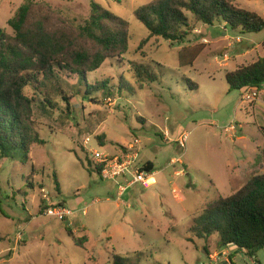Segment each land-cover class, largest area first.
<instances>
[{"label": "rangeland", "instance_id": "obj_1", "mask_svg": "<svg viewBox=\"0 0 264 264\" xmlns=\"http://www.w3.org/2000/svg\"><path fill=\"white\" fill-rule=\"evenodd\" d=\"M25 1L0 0V29L13 34L9 20ZM36 1L55 9V25L65 27L85 24L92 5H100L129 23L130 38L125 55L107 59L83 80L64 72L56 89L54 80L43 78L45 88L26 87L33 102L23 120L36 143L26 162L22 150L0 160V264H113L114 255L127 264H217L234 246L191 228L206 203L264 171L256 162L264 150V105L244 101L243 91H230L225 78L264 56V29L241 34L223 21L195 24L189 14L196 29L171 44L150 38L135 16L151 0ZM234 2L264 18V0ZM236 38L243 43L230 46ZM245 46L253 51L236 53ZM183 53L188 63L181 65ZM185 78L199 88L190 90ZM87 136L90 147L111 154L139 140L137 163H154L155 183L134 184L120 197L118 184L89 165ZM236 166L246 174L237 169L233 179ZM44 190L74 214L64 221L46 215ZM256 258L264 263V248L255 258L234 255L236 264H258Z\"/></svg>", "mask_w": 264, "mask_h": 264}, {"label": "trees", "instance_id": "obj_2", "mask_svg": "<svg viewBox=\"0 0 264 264\" xmlns=\"http://www.w3.org/2000/svg\"><path fill=\"white\" fill-rule=\"evenodd\" d=\"M189 14L195 24L223 21L241 34L264 29L260 14L236 5L234 0H151L135 11L136 18L149 29L150 38L161 37L171 44L182 41L196 29ZM57 15L47 4L26 0L9 20L13 34L0 29V160L15 159L17 151L22 150L26 162L36 143L23 120L33 102L25 93L26 87L45 88L43 78L54 80L56 89L59 75L64 72L83 80L107 59L121 57L128 51L129 23L102 6L93 4L91 16L83 25L71 22L66 27L56 26ZM195 58L190 59L191 64ZM186 63L183 53L181 65ZM133 67L141 72L145 69L134 64ZM225 78L230 91L260 88L264 84V57L227 71ZM185 81L190 90L199 88L191 79ZM94 88L99 90L101 85ZM47 102L51 104L50 99ZM98 138L102 141V137ZM256 162L264 166V150ZM89 165L94 166L90 158ZM94 168L100 174L101 167ZM142 170L152 173L155 165L147 161ZM55 181L58 182L57 178ZM41 205L45 210L44 200ZM195 222L197 225L191 231L197 236L219 234L221 245H235L255 258L264 248V171L252 174L231 195L206 203ZM69 233L77 245L84 246L83 240L75 238L70 229ZM113 264H127V259L114 255Z\"/></svg>", "mask_w": 264, "mask_h": 264}, {"label": "built area", "instance_id": "obj_3", "mask_svg": "<svg viewBox=\"0 0 264 264\" xmlns=\"http://www.w3.org/2000/svg\"><path fill=\"white\" fill-rule=\"evenodd\" d=\"M241 42L240 38L233 39L230 46H234L235 43ZM228 55L225 56V60H228ZM244 101L254 102L258 97V89L255 87H248L242 90ZM228 131H233L234 126L228 127ZM97 144L100 145L96 139ZM141 142L136 140L135 143H130L123 148L118 154H111L105 151H101L98 148L90 147V136L84 139L83 147L87 149L89 158L94 164V167H101L100 176L103 179L115 181L119 186L120 197L131 188L134 184L142 183L145 187H150L155 181L152 173L142 170V165L137 163L138 151L137 145ZM185 145L184 139L181 146ZM43 200L45 203V213L48 216L56 217L59 220H66L74 214L69 208H67L62 202L52 201L49 194L43 191ZM227 256V255H226ZM264 264V263H263Z\"/></svg>", "mask_w": 264, "mask_h": 264}, {"label": "crops", "instance_id": "obj_4", "mask_svg": "<svg viewBox=\"0 0 264 264\" xmlns=\"http://www.w3.org/2000/svg\"><path fill=\"white\" fill-rule=\"evenodd\" d=\"M225 36H226V34H224ZM239 43H243V40L241 39V42H239ZM245 49H248V50H246L245 51ZM235 51H236V53H239L240 55H247V54H249V53H251L252 51H253V49H250V48H248V46H245V47H236L235 48ZM259 57H264V56H260L259 54L257 55V58H255V60H254V62L259 58ZM229 59V58H228ZM227 61V60H226ZM253 63V62H252ZM227 73V72H226ZM226 73H225V75H226ZM256 88V87H255ZM258 89V91H259V93H258V97H257V100L256 101H254V102H252V103H258V104H260L261 106H263L264 105V84L260 87V88H257ZM251 103V104H252ZM259 149L257 150V152L253 155V157L254 156H256L257 154H259ZM252 157V162L254 161V158ZM242 168V166H236L235 168H233V170H232V178L234 179V177L235 176H237V173H236V171H237V169H240V171H239V173H238V175L239 174H243V175H245L246 173V171H244V170H242L241 169ZM252 170V169H251ZM253 170H254V168H253ZM249 179V178H248ZM247 179V180H248ZM153 181H155V180H152V182ZM127 192H128V190L121 196V197H124V196H126L127 195ZM120 196V195H119ZM215 235V234H214ZM231 246V245H230ZM232 246H234V247H232V248H226V249H224L223 250V252H221V254H220V257L218 258V259H216V261H217V264H236L235 263V260H234V255H235V253H243V254H246V252H244V251H240L235 245H232ZM227 255V256H226ZM257 259V258H256ZM257 261H258V259H257ZM258 264H261V262H259L258 261Z\"/></svg>", "mask_w": 264, "mask_h": 264}]
</instances>
